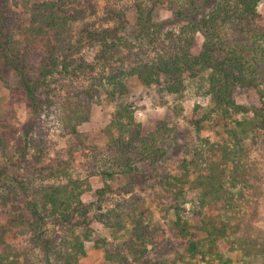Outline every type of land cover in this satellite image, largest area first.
I'll use <instances>...</instances> for the list:
<instances>
[{"label": "trees", "instance_id": "trees-1", "mask_svg": "<svg viewBox=\"0 0 264 264\" xmlns=\"http://www.w3.org/2000/svg\"><path fill=\"white\" fill-rule=\"evenodd\" d=\"M103 1L97 25V21L88 19L98 14L99 0H0V81L23 92L33 113L22 130L0 119V153L4 160L0 164V204H17L19 215L13 220L18 223L20 219L33 231H40L37 244L44 249L47 264H58L60 260L69 264L83 256L93 239V221L117 233L129 220L130 238L123 241L122 247L139 262L148 264L151 260L147 246L156 241L160 227L147 220L142 199L132 197L107 210L101 204L92 208L82 199L86 191H93L102 201L111 190L109 179L125 182L123 192L133 194L145 176L141 163L155 165L166 154L157 147L154 137L142 134L134 116L128 85L132 76L144 85H160L163 91L176 94L186 87L185 74L191 73L206 82L218 109L247 114L251 110L237 103L236 91L261 80L258 65L264 61V32L251 35L257 49L255 56L247 57V49L226 41L221 30L228 24L250 25L262 0H132L136 10L133 33L127 29L129 5L124 2L129 0ZM158 5L169 6L177 20L186 21L179 32L164 31L163 23L153 20ZM208 6L210 11H206ZM196 32L204 36L198 54L194 52ZM89 44L97 47L94 61L82 53ZM79 80L87 83L77 86L78 91L62 94L64 83L71 86ZM57 91L62 96L59 100L55 99ZM104 94L115 105L105 150L112 157L106 169L91 168L88 177L102 175L105 180L103 187L94 190L88 179L73 175L75 145L68 147V157L42 165L50 146L42 138L37 122L45 106L58 107L59 102L63 130L75 138L79 125L90 117L87 103L93 105ZM258 127L254 117L237 121L229 130L231 142L220 144L217 152L211 148L213 152L202 159L201 172L195 170L199 173L192 177L190 163L185 161V172L174 177L177 182L172 185H178L179 191L174 192L170 209H174L176 230L191 235L192 252L199 251L200 241L195 239L191 226L205 232L211 251L230 236L231 224L220 217L219 210L229 209L235 197L232 188L237 183L233 178L247 179L243 142ZM199 156L204 157L203 153ZM31 175L41 183L35 185ZM230 175L232 187L227 184ZM186 188L196 194L195 226L183 218V209L177 203L180 196L193 201L187 198ZM50 223L59 225L63 235L45 236ZM4 236L0 233V264H28ZM107 253L109 260L115 258ZM115 256L126 258L120 251Z\"/></svg>", "mask_w": 264, "mask_h": 264}, {"label": "rangeland", "instance_id": "rangeland-1", "mask_svg": "<svg viewBox=\"0 0 264 264\" xmlns=\"http://www.w3.org/2000/svg\"><path fill=\"white\" fill-rule=\"evenodd\" d=\"M124 3L129 5L127 29L128 32L133 33L136 29V10L132 0ZM97 4L98 14L91 16L88 22L97 21L99 25L98 18L103 14L105 2L99 0ZM210 9L211 6H208L206 11ZM257 12L254 21L247 27L228 24L221 30L226 41L236 47L247 49V57L255 56L257 49V44L253 43L251 35L264 32V0L259 3ZM152 17L154 21L163 23L164 31L179 32L186 22L177 20L173 10L167 5L156 6ZM203 41L204 36L196 32L195 53L201 51ZM96 50V46L89 44L82 49V53L89 61H94ZM258 67L261 80L258 79L251 87L237 90L235 94L237 103L249 108L250 114L218 109L212 101L206 82L191 73L185 74L186 87L176 94L163 91L160 85H144L135 76L128 80L131 90L130 99L135 105L134 116L141 125L142 134L154 137V140H157V147L165 150L166 154L155 165H150L149 162L141 163V173L144 171L145 176L143 182L136 185L133 194L123 192L125 182L119 183L117 179H109L111 190L102 201L98 200L93 191H86L82 199L85 203L91 204L92 208L101 204L103 210L113 208L132 197L142 199L143 208L147 211V220L152 221L154 226L160 227L159 235L154 238L156 241L154 243L151 241L147 246L151 258L148 264H264V61H261ZM86 83L79 80L69 86V82H66L61 86L64 89L62 94L74 91L77 86ZM57 93L55 99L59 100L62 96L59 91ZM87 105L90 109V117L88 121L79 125V135L75 138L69 137V134L63 130L59 102L58 107L45 106L46 109L41 112L37 126L42 138L50 146V151L42 165L53 163L59 157H68V147L70 144L75 145L77 148L74 153L73 175L84 180L88 179L95 190L103 187L105 180L102 175L88 176L91 168L97 171L103 170L111 162L112 155L105 150L108 141L107 128L112 120L115 105L110 103L105 94L93 105L88 103ZM32 116V108L28 105L26 95L0 81V119L7 120L8 124L22 130ZM247 116L259 121L257 130L243 142L242 157L247 163V179L241 181L233 178L237 183L232 188L235 197L231 200L229 209L219 210L220 217L229 220L231 224L230 236L218 242L211 251V243L206 238L205 232L191 226V231L197 235L195 239L200 241L199 251L194 253L190 249L191 235H181L175 228L176 216L170 205L174 192L179 191V186L177 185L176 188L172 185L177 182L174 177L185 172V161L190 163L192 177L201 172L204 166L202 159L213 152L210 149L214 148L217 152L220 144L231 142L229 130L237 121ZM201 153L204 157L199 156ZM2 156L0 153V164L4 163ZM194 159L195 163L192 162ZM195 170L199 172L195 173ZM31 179L35 185L41 183V179L36 178L35 175H31ZM233 179L232 175L227 179L229 187H232ZM194 193L186 188L187 198L193 201L187 198L185 200L180 196L177 203L183 209L180 211L183 218L188 220L190 225L195 226L198 217L196 213L194 214V210L198 205L194 203L196 198ZM209 210L212 211L210 208ZM18 213L17 204L8 206L0 204V233H3L7 241L21 251L28 264H47L44 249L37 244V235L40 231H33L28 224H22L20 219L18 223L15 222L13 219L19 215ZM91 227L93 239L87 243L85 254L74 258L69 264H144L122 247L123 241L130 238L129 220L126 221V228L117 233L97 221H93ZM45 231L47 232L45 236L63 235V230L55 223H50ZM108 251L114 254L113 260L107 258ZM118 251L125 254L124 260L115 256ZM218 253L222 256L220 257ZM51 258L55 262V256ZM58 264H67V262L60 260Z\"/></svg>", "mask_w": 264, "mask_h": 264}]
</instances>
